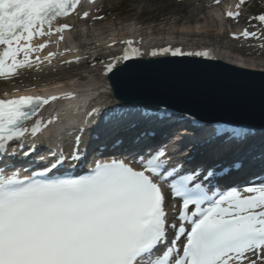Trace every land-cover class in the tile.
<instances>
[{
	"label": "snow or ice",
	"instance_id": "snow-or-ice-1",
	"mask_svg": "<svg viewBox=\"0 0 264 264\" xmlns=\"http://www.w3.org/2000/svg\"><path fill=\"white\" fill-rule=\"evenodd\" d=\"M245 2L239 0L236 7ZM80 3L0 0V77L8 78L19 68L32 66L31 53L47 47L45 43L34 48V37L60 33L63 40V32L71 26L57 25L56 21L72 14ZM88 15L84 11L83 16ZM226 15L235 19L240 12L228 11ZM255 19L264 22V15ZM241 35L248 38L257 33L245 29ZM233 36L239 38L235 33ZM125 43L128 48L124 55L114 57L106 65V72H113L118 63L139 53L132 41ZM160 51L180 54L179 49ZM21 54L23 59H18ZM55 55L50 52L44 59L50 61ZM189 55L207 57L210 53ZM35 59L43 62L39 56ZM75 59L78 62L80 57ZM73 95L0 99V151H5L10 141L35 137L47 126L44 120H33L31 127L25 122L44 105ZM52 123L51 119L47 122ZM214 134L243 135L227 128ZM79 141L77 136L73 159L79 158ZM166 148L158 147L147 159L141 158L138 168L114 159L98 164L90 175L78 179H19L16 174L0 173V264H264V185L210 197L201 185L189 186L194 175L180 176L168 185L172 195L182 201L180 223H170L165 191L157 179H164L160 171L167 163ZM63 161V157L58 158L52 168ZM205 202L208 207L203 206ZM170 231L173 239L165 244ZM176 236L184 238L182 246H178ZM162 244L163 250L158 253Z\"/></svg>",
	"mask_w": 264,
	"mask_h": 264
},
{
	"label": "bare ground",
	"instance_id": "bare-ground-1",
	"mask_svg": "<svg viewBox=\"0 0 264 264\" xmlns=\"http://www.w3.org/2000/svg\"><path fill=\"white\" fill-rule=\"evenodd\" d=\"M134 1H138L140 5L143 4V8H150L151 11H160L171 7V13L175 15V18L158 28L141 26L140 20L129 21L126 22L127 24H123L114 18L99 20L97 15L105 11L106 4L111 3V0H94V2L81 0L76 10L63 19L62 24L66 23L71 26L70 29L63 32V40L59 38L60 33H55L50 37H34L32 41L34 48L45 43L47 47L31 53L32 66L19 68L15 75L8 78L0 77V99L12 98L23 91L31 90H35L34 93L42 94L46 90L50 96L59 97H62L64 93L74 94L71 98L58 99L39 110L33 120L43 119L47 126L35 137L27 136L23 139L26 142L33 140L29 149H26L31 154L26 156L25 161H22L19 154H21L24 146H19L20 152L19 150L11 151L2 160L4 167L38 169L44 167L45 164L50 166L56 162L60 153L57 147L63 150L68 148L69 152L75 150V138L77 136L80 139L83 138L85 157L89 158L104 150L121 151L130 155L135 150H138L137 153H144L150 147L167 146V165L169 168H175L176 165L173 163L178 161L185 168L199 167L201 174L204 173V175H206L205 166L210 168L218 164L217 156L221 159H230L224 153L225 148L228 147V145L226 147V141H221L218 145L212 146L210 150L202 151L206 148V144L204 146L206 136H213L214 130L212 128H203L200 125L198 128L190 129L187 127V125L190 126L189 123L169 122L173 119L167 118L164 114H158L157 118H153L152 120L155 122H140L143 119L137 118L139 125L134 133L119 141L107 139L112 134V127L107 124L100 125L101 122L97 120L89 123L90 126L93 125L90 128H84L86 124L83 116L87 118L97 116V118L101 117L102 119L108 117L110 121L122 119L119 118L120 112L118 113L115 105L110 104L112 102H109L108 105H102L108 102L110 98V86L106 80L108 73L105 71L106 65L113 62L114 57L123 56L122 53L128 48L126 41H132V47L139 49L138 54H133L134 57L138 58L173 55L171 51H160L168 48L179 49L180 54L177 55L208 51L210 55L207 57L223 60L243 68L264 70V49L260 48L264 46L263 24L261 25L262 31L256 37H252L257 39L256 43L250 45L248 38H245L239 44L251 48L246 50L248 53L262 49L263 54L260 53L259 56L245 55L241 54L234 46L236 44H234L233 39L236 38L233 34L231 36L233 39L223 38L225 23L220 22L218 16L223 12L219 8L221 3L217 4L216 0ZM237 4L238 0H232L230 4H227V8L242 11L241 7H236ZM207 10L209 11L207 12ZM84 11L89 13L88 17L83 16ZM179 11L184 13L180 14ZM231 19L233 20L231 23L234 22L235 25L232 32L239 37L246 29L248 19L245 14ZM24 43L26 41H21V44ZM153 51L158 54L152 55ZM50 52L57 53V55L50 58V61L45 60L44 57L48 56ZM93 54L98 57L93 59ZM37 56L43 62L37 61L35 59ZM77 56L80 57L78 62L75 59ZM18 59H23V54ZM81 108H89V110L82 115L80 114ZM74 110L78 116L72 115ZM138 114L141 115L142 113L139 111ZM146 115L147 112L144 111L143 116ZM61 118L68 120L65 119L63 122L60 120ZM50 119L53 120V123L48 125L47 122ZM32 121L27 126L31 127ZM76 124L78 127L74 130L73 127ZM165 124L167 127L163 129ZM176 124H181V128H177ZM123 128L122 126L114 129V131H120ZM72 130L74 132L69 133ZM150 131L153 133L149 134ZM253 137L256 138V135ZM233 138L238 140L242 136L231 137L230 140ZM39 143L42 146L38 145ZM186 145L189 147L190 145H199L201 147L192 150L191 154H183L186 151ZM245 148L243 153L247 152V155L252 157V151L255 148H252L250 144ZM175 149L177 150L173 152ZM64 158H67L62 163L65 167L66 165L75 166L68 159V156ZM76 164L79 165L80 163ZM245 167L242 166L243 169ZM242 168L234 166L233 170L237 172ZM244 264H247V261Z\"/></svg>",
	"mask_w": 264,
	"mask_h": 264
},
{
	"label": "water",
	"instance_id": "water-1",
	"mask_svg": "<svg viewBox=\"0 0 264 264\" xmlns=\"http://www.w3.org/2000/svg\"><path fill=\"white\" fill-rule=\"evenodd\" d=\"M107 79L114 98L123 102L264 129V71L218 59L170 56L128 61Z\"/></svg>",
	"mask_w": 264,
	"mask_h": 264
},
{
	"label": "rangeland",
	"instance_id": "rangeland-1",
	"mask_svg": "<svg viewBox=\"0 0 264 264\" xmlns=\"http://www.w3.org/2000/svg\"><path fill=\"white\" fill-rule=\"evenodd\" d=\"M171 10V7H168L160 11H151L150 8H143V4L140 5L138 1L111 0V3L108 2L105 6V16L102 19L114 18L123 24L129 21L135 22L140 20L141 26L158 28L162 24H167L168 21L175 18ZM251 10L255 14L264 13V3H257ZM179 13L182 14L184 12L179 11Z\"/></svg>",
	"mask_w": 264,
	"mask_h": 264
}]
</instances>
